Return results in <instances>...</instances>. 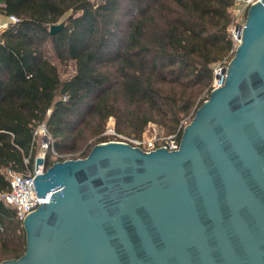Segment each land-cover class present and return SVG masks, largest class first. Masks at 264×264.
I'll return each mask as SVG.
<instances>
[{
  "label": "water",
  "instance_id": "1",
  "mask_svg": "<svg viewBox=\"0 0 264 264\" xmlns=\"http://www.w3.org/2000/svg\"><path fill=\"white\" fill-rule=\"evenodd\" d=\"M178 149L103 142L34 175L25 250L0 264H264V0ZM63 23L50 26L59 32ZM45 140V139H44ZM34 159V168L43 165ZM34 173V172H33Z\"/></svg>",
  "mask_w": 264,
  "mask_h": 264
},
{
  "label": "trees",
  "instance_id": "2",
  "mask_svg": "<svg viewBox=\"0 0 264 264\" xmlns=\"http://www.w3.org/2000/svg\"><path fill=\"white\" fill-rule=\"evenodd\" d=\"M231 6L232 0H0L2 15L19 20L0 31V193L9 190L7 170L32 168L40 124L50 136L46 168L67 160L63 153L84 158L107 141L99 137L83 151L78 145L100 135L109 119L126 137L141 138L154 125L180 140L183 122L201 95L209 96L212 66L233 56ZM48 52L72 62L74 73L62 80ZM0 228V262L19 258L25 233L2 203Z\"/></svg>",
  "mask_w": 264,
  "mask_h": 264
},
{
  "label": "built area",
  "instance_id": "3",
  "mask_svg": "<svg viewBox=\"0 0 264 264\" xmlns=\"http://www.w3.org/2000/svg\"><path fill=\"white\" fill-rule=\"evenodd\" d=\"M260 0H232V6L230 7L231 22L228 27V35L232 44L230 54L234 53L235 48L239 44V33L238 27H243L246 19V12L251 5H254ZM18 18L15 16H4L0 12V31L7 28L10 24L18 23ZM227 60L218 62L212 66L213 79L210 85V92L223 85L225 78V71L228 65ZM185 126V123L183 122ZM112 139L111 142H120L128 144L132 147H137L143 152H150L156 149L164 147L167 151H175L179 146V139L177 134L167 137H152L148 139L141 138H130L116 133L114 130L109 131ZM34 135L40 138V151L35 155L43 157L44 163L37 169L34 168V162L31 169H27L25 172H14L7 170L6 173L9 177V190L5 193H0V203L5 207L11 208L14 211V219L22 224L24 217L37 209L40 203H46V197L50 196L47 194L45 198H38L33 187L34 175L42 173L45 169V151L47 150L50 143V136L44 126V124L38 125ZM45 139V140H44ZM108 141V142H109ZM53 159L56 158L55 152L51 149ZM27 163V159H24ZM57 162V161H54ZM53 162V163H54ZM34 172V173H33ZM1 230V228H0Z\"/></svg>",
  "mask_w": 264,
  "mask_h": 264
},
{
  "label": "rangeland",
  "instance_id": "4",
  "mask_svg": "<svg viewBox=\"0 0 264 264\" xmlns=\"http://www.w3.org/2000/svg\"><path fill=\"white\" fill-rule=\"evenodd\" d=\"M46 56L48 57V59L57 67V70H58V73H59V76L62 80H65L67 78H69L73 73H74V65L72 62H68L66 64H63V63H59L52 55L51 52H48L46 54ZM200 99L202 100V103L204 101H206L208 99V97L206 96L205 93H203L200 97ZM188 124V123H187ZM111 130H114V121L113 119H109L108 120V123L106 124V127L104 129V131L98 135L96 138H90V139H82V140H79L78 141V145H81V149L82 151L85 150L89 145H94L98 138L101 137V138H104L105 140L107 141H104V142H108L110 139H111V135L109 134V131ZM115 131V130H114ZM123 136H126L124 134H121ZM83 137H86V136H83ZM128 137V136H127ZM144 139H148V138H152V137H166V136H163V133L157 128L155 127L154 125H148L142 136ZM36 153L38 154L41 150L40 148V138L37 137L36 139ZM81 152V150H80ZM62 156H64L65 158H68V159H71V157H77L78 155V152H67V153H63L61 154Z\"/></svg>",
  "mask_w": 264,
  "mask_h": 264
}]
</instances>
